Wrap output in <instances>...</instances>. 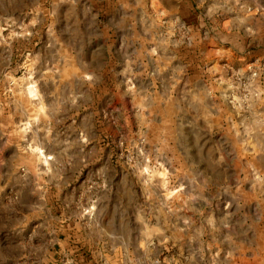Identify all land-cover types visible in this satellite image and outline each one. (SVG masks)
I'll return each mask as SVG.
<instances>
[{"label":"rangeland","instance_id":"rangeland-1","mask_svg":"<svg viewBox=\"0 0 264 264\" xmlns=\"http://www.w3.org/2000/svg\"><path fill=\"white\" fill-rule=\"evenodd\" d=\"M0 264H264V0H0Z\"/></svg>","mask_w":264,"mask_h":264},{"label":"bare ground","instance_id":"bare-ground-1","mask_svg":"<svg viewBox=\"0 0 264 264\" xmlns=\"http://www.w3.org/2000/svg\"><path fill=\"white\" fill-rule=\"evenodd\" d=\"M35 92H36V90H35V89H34V90H33V89L31 90V93H35ZM35 94H36V93H35ZM36 95H37V94H36Z\"/></svg>","mask_w":264,"mask_h":264}]
</instances>
